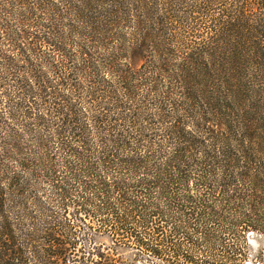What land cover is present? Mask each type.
<instances>
[{"label":"trees","instance_id":"16d2710c","mask_svg":"<svg viewBox=\"0 0 264 264\" xmlns=\"http://www.w3.org/2000/svg\"><path fill=\"white\" fill-rule=\"evenodd\" d=\"M105 1L0 0V264L264 260V0Z\"/></svg>","mask_w":264,"mask_h":264},{"label":"rangeland","instance_id":"374dc122","mask_svg":"<svg viewBox=\"0 0 264 264\" xmlns=\"http://www.w3.org/2000/svg\"><path fill=\"white\" fill-rule=\"evenodd\" d=\"M110 3V0H106L105 3L103 4H107ZM122 3V1H121ZM200 3V0H173L171 7H169V24H171L170 26H176V27H182L180 29L183 28H187L189 27L192 23H191V13L192 11L195 12L196 10V6ZM123 5L129 9L131 6V0H123ZM218 8L213 9V11H217ZM156 11L157 14L160 15L161 12L163 11V6L161 3V0H157L156 2ZM204 14H202V12L199 14V17H201V19H199L197 17V21L200 22V26H202L203 24H205L208 19L205 15V12H203ZM195 14H197L195 12ZM60 24V35L63 36V41H64V49L65 52L67 54L71 53L74 45H76L77 43H81L82 39L80 34L77 33V30L81 27V25L74 19V17L72 15H67V17L65 19H63V21L59 22ZM69 24L74 31L73 33H70L67 28L66 25ZM203 28V27H200ZM74 79H76V81L79 83L80 85V90L82 89V87H85L86 83L85 81H83L81 79V77H79L78 75H76L74 77ZM82 86V87H81ZM83 91V90H81ZM68 96L71 99H75L77 98L76 94H68ZM1 98H2V94H0V108L2 107V102H1ZM78 104V108L83 110V111H87V105H88V100L83 97L81 99V101L77 102ZM93 139V138H92ZM94 140V139H93ZM95 141V140H94ZM50 143L52 144L53 149L56 148V144L55 141H53V139H51ZM94 143V142H93ZM59 163V161L57 162ZM45 185V184H43ZM43 189H48L47 185L43 186ZM248 242H249V251H248V258L246 259V263L245 264H264V260H258L256 255V250L258 248V245H262L261 243V239L259 236H257L256 234L254 235H250L248 238ZM119 252H121V249H119ZM128 250H126V252H121V256L124 254H127ZM118 264V263H117ZM139 264H151V263H139Z\"/></svg>","mask_w":264,"mask_h":264},{"label":"bare ground","instance_id":"6f19581e","mask_svg":"<svg viewBox=\"0 0 264 264\" xmlns=\"http://www.w3.org/2000/svg\"><path fill=\"white\" fill-rule=\"evenodd\" d=\"M258 264H260V263H258Z\"/></svg>","mask_w":264,"mask_h":264}]
</instances>
